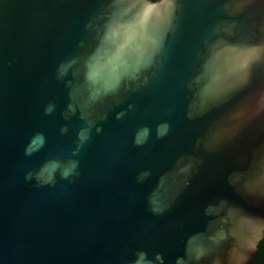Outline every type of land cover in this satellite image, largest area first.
I'll list each match as a JSON object with an SVG mask.
<instances>
[{
    "label": "water",
    "instance_id": "water-1",
    "mask_svg": "<svg viewBox=\"0 0 264 264\" xmlns=\"http://www.w3.org/2000/svg\"><path fill=\"white\" fill-rule=\"evenodd\" d=\"M263 238L264 0H0V264H251Z\"/></svg>",
    "mask_w": 264,
    "mask_h": 264
},
{
    "label": "clouds",
    "instance_id": "clouds-1",
    "mask_svg": "<svg viewBox=\"0 0 264 264\" xmlns=\"http://www.w3.org/2000/svg\"><path fill=\"white\" fill-rule=\"evenodd\" d=\"M142 20H143V17L141 18V22H142ZM117 26H113V28H112V31L114 32L115 31V28H116ZM151 43V45H152V47L154 48L155 47V42H150ZM160 47H161V45H160ZM140 54L142 55V56H144V57H150L153 53H152V51H150L149 50V47L148 46H145V47H143L141 50H140ZM82 138H83V136H82ZM68 174V170H65V172H64V175H67ZM52 174H49V175H47V176H43V182H45V183H47L49 180H51L52 179ZM38 179H41V176L40 175H38V177H37ZM260 264H264V260H262L261 262H260Z\"/></svg>",
    "mask_w": 264,
    "mask_h": 264
},
{
    "label": "trees",
    "instance_id": "trees-1",
    "mask_svg": "<svg viewBox=\"0 0 264 264\" xmlns=\"http://www.w3.org/2000/svg\"><path fill=\"white\" fill-rule=\"evenodd\" d=\"M262 260H264V238L260 243L257 258L251 264H260Z\"/></svg>",
    "mask_w": 264,
    "mask_h": 264
}]
</instances>
